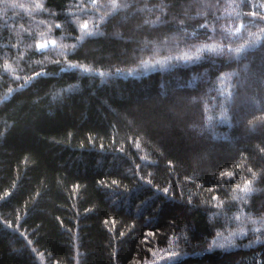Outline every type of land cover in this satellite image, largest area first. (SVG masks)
<instances>
[{"label": "trees", "instance_id": "16d2710c", "mask_svg": "<svg viewBox=\"0 0 264 264\" xmlns=\"http://www.w3.org/2000/svg\"><path fill=\"white\" fill-rule=\"evenodd\" d=\"M190 1L0 0V264H264V0Z\"/></svg>", "mask_w": 264, "mask_h": 264}, {"label": "rangeland", "instance_id": "374dc122", "mask_svg": "<svg viewBox=\"0 0 264 264\" xmlns=\"http://www.w3.org/2000/svg\"><path fill=\"white\" fill-rule=\"evenodd\" d=\"M194 5H198L200 8H209V6H207V4L204 2V0H191L189 2V6H193ZM16 6L14 5H11V8H15ZM189 7H187V4L185 6L182 7V15H185L186 16V11L188 10ZM144 9V8H143ZM143 9H136L137 11L136 12H139V13H142ZM29 13V12H28ZM45 33V31L43 32H40V35L42 36L43 34ZM50 41H53V39H51ZM173 45L175 43H172ZM242 73H243V81H242V84H244L245 86H249L251 87L252 85V82L255 78L254 74L250 71H248L245 67L242 68ZM251 73V74H250ZM251 100L250 98L247 96V95H243L241 96L239 99H238V108L236 110V115L239 119L241 118H244V117H247L251 110H252V105H251ZM207 128V127H205ZM209 128V127H208ZM207 130V129H206Z\"/></svg>", "mask_w": 264, "mask_h": 264}, {"label": "snow or ice", "instance_id": "6c2138e0", "mask_svg": "<svg viewBox=\"0 0 264 264\" xmlns=\"http://www.w3.org/2000/svg\"><path fill=\"white\" fill-rule=\"evenodd\" d=\"M79 27H80L81 29H87L88 24H87V22H84V23H81V24L79 25ZM49 42H51V43H55V41H49ZM43 44H44V43H41V42H39V41H37V43H36L37 47H41V46H43ZM247 183H248V182L246 181L245 184H247Z\"/></svg>", "mask_w": 264, "mask_h": 264}]
</instances>
